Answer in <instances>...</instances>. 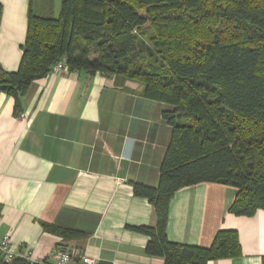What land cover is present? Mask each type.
Wrapping results in <instances>:
<instances>
[{"label":"trees","instance_id":"1","mask_svg":"<svg viewBox=\"0 0 264 264\" xmlns=\"http://www.w3.org/2000/svg\"><path fill=\"white\" fill-rule=\"evenodd\" d=\"M0 1V19L2 15ZM20 66L0 65V93L13 96L14 115L36 79L63 56L69 71L113 77L130 90L167 103L172 135L156 186L133 182L153 204L156 225H127L149 236L146 252L165 264H208L241 255L239 233L221 229L208 246L167 234L170 202L200 182L234 186L236 215L264 209V0H61L58 16L28 13ZM63 239L84 231L42 221ZM53 263V262H52ZM17 256L0 264H52ZM264 264V257H263Z\"/></svg>","mask_w":264,"mask_h":264},{"label":"crops","instance_id":"2","mask_svg":"<svg viewBox=\"0 0 264 264\" xmlns=\"http://www.w3.org/2000/svg\"><path fill=\"white\" fill-rule=\"evenodd\" d=\"M0 1V65L15 71L31 0ZM128 86L101 73L50 72L32 82L20 116L13 96L0 93V236H11L16 253L52 263L65 248L98 264H165L146 252L149 236L127 225H156L153 204L134 194L133 182L158 185L172 128L140 83ZM237 192L216 182L180 188L170 202L168 237L208 246L219 230L235 229L241 255L208 264H263L264 209L230 212ZM42 221L86 235L63 239Z\"/></svg>","mask_w":264,"mask_h":264},{"label":"built area","instance_id":"3","mask_svg":"<svg viewBox=\"0 0 264 264\" xmlns=\"http://www.w3.org/2000/svg\"><path fill=\"white\" fill-rule=\"evenodd\" d=\"M67 67V58L63 56L57 63H55L51 67V72H58ZM0 252L5 256L7 261H11L17 256L25 257L29 260L30 257L23 253H16L14 250V246L12 243L11 236L4 235L0 236ZM32 261V260H31ZM52 264H98V261L90 255H76L72 250L59 248L56 255L55 260Z\"/></svg>","mask_w":264,"mask_h":264},{"label":"rangeland","instance_id":"4","mask_svg":"<svg viewBox=\"0 0 264 264\" xmlns=\"http://www.w3.org/2000/svg\"><path fill=\"white\" fill-rule=\"evenodd\" d=\"M60 5H61V0H55V12L56 13H53L52 15H50L51 13H50L49 7L51 6V2L49 0H34L33 8H34V12L36 14H42L44 16H58ZM38 6H39V8L42 9V11H40L38 9ZM149 102H152L156 105V111H154V112H158L160 114L163 112L164 109L170 108V106H171V105L169 106L167 103L161 102V101L156 100V99H150ZM169 132L171 133V129H169ZM94 258L96 259V261H98V259L96 257H94Z\"/></svg>","mask_w":264,"mask_h":264}]
</instances>
